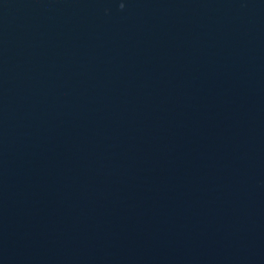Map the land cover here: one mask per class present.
Here are the masks:
<instances>
[{"label": "water", "instance_id": "1", "mask_svg": "<svg viewBox=\"0 0 264 264\" xmlns=\"http://www.w3.org/2000/svg\"><path fill=\"white\" fill-rule=\"evenodd\" d=\"M0 264H264V0H0Z\"/></svg>", "mask_w": 264, "mask_h": 264}]
</instances>
